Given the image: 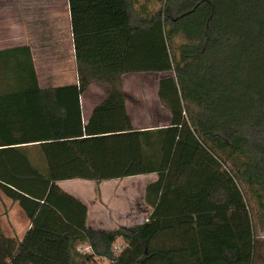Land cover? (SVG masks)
<instances>
[{"label":"trees","instance_id":"1","mask_svg":"<svg viewBox=\"0 0 264 264\" xmlns=\"http://www.w3.org/2000/svg\"><path fill=\"white\" fill-rule=\"evenodd\" d=\"M68 2L78 85L43 90L17 49L0 54V200L31 223L46 205L75 229L57 241L66 264H257L247 197L264 213V0H161L153 13L137 0ZM141 73L163 75L166 128L132 126L122 77ZM92 83L107 100L84 125ZM151 174L147 222L111 231L91 229L87 205L59 186ZM23 244L0 222V264H42Z\"/></svg>","mask_w":264,"mask_h":264},{"label":"crops","instance_id":"2","mask_svg":"<svg viewBox=\"0 0 264 264\" xmlns=\"http://www.w3.org/2000/svg\"><path fill=\"white\" fill-rule=\"evenodd\" d=\"M40 7L41 0H0V54L6 55L9 51L17 49L18 58L34 66L39 86L43 90L78 85V63L69 2L65 0L64 6L58 7L57 0H52L48 7L52 10L48 11L47 16H41ZM162 77L161 74L151 73L128 74L122 77L126 109L135 130L168 127L170 114L158 97ZM106 100L107 94L100 85L92 83L88 87L80 97L84 125L89 123L95 109ZM151 175H153L151 178H146V181L141 183L140 199L129 197L126 206L122 198L117 199L118 206L115 198L106 199L105 202L101 199L99 205L96 203L93 206L82 191L87 189L94 197L97 190L104 192L105 187L100 188L102 183L84 180L64 181L66 184H75L73 192L64 191L87 205L88 226L91 229L111 231L123 226L121 223L126 225L125 227H131L147 222L151 209L145 201V190L150 183L157 180L156 174ZM143 176L147 175L132 178ZM62 183L60 182L59 186ZM119 185L114 186L116 191L119 190ZM114 187H111L112 190ZM0 222L6 236L24 240L22 253L33 255L42 264H66V245L60 243L58 250L53 243L65 235L69 238L80 235L62 222L46 205L41 207L36 219L31 223L17 204L2 199ZM52 229L55 232H51ZM39 248L52 255L53 260H46L41 256L38 253Z\"/></svg>","mask_w":264,"mask_h":264},{"label":"rangeland","instance_id":"3","mask_svg":"<svg viewBox=\"0 0 264 264\" xmlns=\"http://www.w3.org/2000/svg\"><path fill=\"white\" fill-rule=\"evenodd\" d=\"M52 0H41V7H40V12H41V16H47L48 15V11H51L52 8H48L49 5H51ZM65 0H57V5L58 7L60 6H64ZM146 5V7L148 8V11L150 13L156 12L158 11L161 7H162V2L161 0H137V7H141ZM151 176L153 175H147V176H143L142 178H127V179H123V180H115V181H104L101 182V187L103 188L105 187L104 192L103 191H97L95 196L93 197L92 193H90L87 189H83V193L85 192V195L87 196L88 200H90L93 204H100L101 199L104 200V202L106 201V199H112L115 198L116 199V205L118 206V202L117 199H121L124 202V206H126V204H128V199L129 197L134 198L137 197L138 199H140V197L142 196L141 193H139L140 191V187H141V183L146 181V178H151ZM121 181V182H119ZM76 183V182H74ZM119 185V190L116 191V188L114 186ZM63 190L66 191H71L73 192V187H75V184H66V182H63L60 186ZM111 187H114L113 190ZM79 193V192H78ZM93 197V198H92ZM247 200H249V203L251 205V207H253V210L256 211L257 215L253 216L254 218V227H255V233H256V237L258 239V241L262 244L263 250H262V254L259 256L258 259V263L257 264H264V213L258 208L257 204L251 200L250 198L247 197ZM134 203H132L131 206H133ZM94 206V205H93ZM121 225L124 226L123 223H121ZM126 226V225H125ZM53 243V242H52ZM36 244V243H35ZM53 246H56V248H58V250H60L59 246L60 243H53ZM124 247V242L122 240H119L116 244H115V251L118 253L121 251V249H123ZM79 253L84 254V253H92L91 249L89 246L87 245H81L79 246L78 249ZM38 253L43 256L46 260H53L52 259V255H49L47 253V251L39 248L38 249ZM25 254V252H24ZM28 256L33 257V255L29 254ZM65 258V255H64ZM96 263L97 264H111L108 260L103 259V258H99L96 257Z\"/></svg>","mask_w":264,"mask_h":264}]
</instances>
